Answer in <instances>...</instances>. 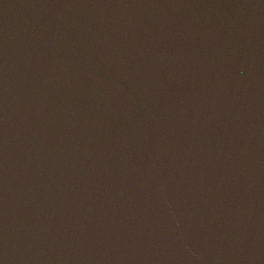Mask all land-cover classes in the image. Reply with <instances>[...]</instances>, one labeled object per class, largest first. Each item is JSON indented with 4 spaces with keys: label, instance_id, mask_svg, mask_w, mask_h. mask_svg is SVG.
Listing matches in <instances>:
<instances>
[{
    "label": "water",
    "instance_id": "water-1",
    "mask_svg": "<svg viewBox=\"0 0 264 264\" xmlns=\"http://www.w3.org/2000/svg\"><path fill=\"white\" fill-rule=\"evenodd\" d=\"M0 264H264V0H0Z\"/></svg>",
    "mask_w": 264,
    "mask_h": 264
}]
</instances>
